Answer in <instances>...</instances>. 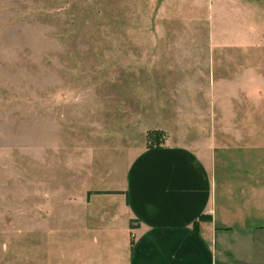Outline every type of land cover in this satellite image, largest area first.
<instances>
[{
	"label": "rangeland",
	"instance_id": "1",
	"mask_svg": "<svg viewBox=\"0 0 264 264\" xmlns=\"http://www.w3.org/2000/svg\"><path fill=\"white\" fill-rule=\"evenodd\" d=\"M147 58L216 84L264 74V1L0 0V264H52L59 220L102 215L96 200L115 199L97 192L149 147L212 151L233 199L264 195V81L207 96Z\"/></svg>",
	"mask_w": 264,
	"mask_h": 264
},
{
	"label": "crops",
	"instance_id": "2",
	"mask_svg": "<svg viewBox=\"0 0 264 264\" xmlns=\"http://www.w3.org/2000/svg\"><path fill=\"white\" fill-rule=\"evenodd\" d=\"M242 8L248 12L251 6ZM163 64L167 62L147 58V70L165 71L170 80L211 82L207 96H240L250 90L253 94V83L262 86L264 81L263 73L246 69L244 78H219L224 89L217 90L219 83L200 77L194 67L192 74L178 67L169 73L163 67L159 70ZM191 87L195 89L194 83ZM237 171L227 173H242ZM252 171L243 170L242 175L258 177ZM217 174L212 151L205 157L197 148L170 142L141 151L131 161L122 187L106 190L117 193L102 195L115 200L111 204L96 200L95 209L99 207L102 215L59 220L51 263L264 264V195L257 192V185L247 183L242 193L250 188L258 200H249L246 194L233 199L232 192H227L228 183L221 181L223 175ZM92 200L93 196L87 199L86 208L94 207ZM254 214L261 218H249ZM202 216L211 219L201 221ZM41 225L37 223L38 232ZM70 226L73 234L64 235Z\"/></svg>",
	"mask_w": 264,
	"mask_h": 264
},
{
	"label": "trees",
	"instance_id": "3",
	"mask_svg": "<svg viewBox=\"0 0 264 264\" xmlns=\"http://www.w3.org/2000/svg\"><path fill=\"white\" fill-rule=\"evenodd\" d=\"M154 135H156V137H159V136L162 135V133H154V134H151L150 137H152V136H154ZM102 193H103V194H113V193H117V192H97V194H102ZM210 219H211V217H209V216H202L200 220H201V221H209ZM132 222H133V221H131V227L133 226V225H132ZM197 225H198V223L196 222V223H195V229H196L197 231H199Z\"/></svg>",
	"mask_w": 264,
	"mask_h": 264
}]
</instances>
